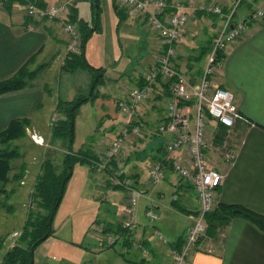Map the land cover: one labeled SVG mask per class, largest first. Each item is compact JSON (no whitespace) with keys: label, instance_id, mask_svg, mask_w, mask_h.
Returning a JSON list of instances; mask_svg holds the SVG:
<instances>
[{"label":"crops","instance_id":"0c3cea01","mask_svg":"<svg viewBox=\"0 0 264 264\" xmlns=\"http://www.w3.org/2000/svg\"><path fill=\"white\" fill-rule=\"evenodd\" d=\"M32 1L46 7L65 0ZM80 1H65L69 2V16L76 23L80 16ZM90 1L93 12L97 9L101 12L100 0ZM167 1L171 3L179 0ZM180 1L192 17L188 28L177 41L175 66L192 84L198 85L208 56L205 47H209L222 28L224 16L196 11L192 5L216 2L223 5L228 13L236 0ZM241 6L237 10L234 23L245 20L253 9L264 7V0H245ZM113 7L118 19V31L124 28L135 36V43L127 45L128 47L122 46L119 57L120 61L126 59L130 62L127 63L128 67L118 73L119 76L115 79L105 77L108 67L104 57L97 65L89 61V40L93 33L101 28L98 21V27L94 29L90 20L86 19L92 30L85 44L84 54L94 68H102L103 77L98 79V102L101 109L110 115H119L122 113L118 102L127 98L131 87H142L146 84L144 73L156 64L158 56L164 50V44L150 25L148 15L133 16L126 7L119 6L117 0H113ZM171 10L172 8L167 9ZM68 45L69 37L57 21L32 19L27 15L22 0L11 6L0 2V82L13 77L25 65L31 71L38 69L25 88L0 95V133L6 130L13 120L28 119V131L36 132L38 136L49 141L56 139L52 132L51 120L57 111L59 100L70 101L75 99L77 94L89 91L96 74L85 68L70 70L66 67L70 56ZM118 60H115L113 67L118 66ZM53 71L56 75L46 81L49 74L53 76ZM39 74H42V81L38 83ZM77 75L84 79L83 84L73 86V79ZM125 77L129 85L123 88L120 82H123ZM211 80L215 87L230 90L234 94L235 103L242 114V118L237 120L230 131L218 125L214 144L206 148L209 165L224 175L223 184L219 189V202L244 205L264 215V21L251 22L242 37L227 45ZM56 81L59 86L57 100L53 91L57 87L50 88ZM64 82L65 86L62 85ZM96 88H91V96H94ZM152 89L150 99L137 107L138 117L146 126H150L149 129L145 130L141 138L132 136L123 157L114 161L124 176L133 179L137 187L146 189L148 196L142 204L143 211L139 213V225L134 233H128L122 224L126 210H120L123 217L121 220L115 215L116 207L112 204L106 205L101 220L96 223L90 237L89 244L92 248L87 246L93 251L90 259L94 256L96 264H102V261L108 264H172L171 250L182 247L185 231L194 223L200 208V201L192 184L182 179L167 162L164 179L156 185L150 184L152 162L168 161L171 157L166 151V143L170 137L158 130L159 125L167 121V103L171 93L161 78L155 81ZM62 91L67 94V99H62ZM119 93L123 94L122 97ZM45 123L50 127V132L44 131ZM212 124L215 125V122L212 121ZM227 132H232L238 141L236 156L231 161H227L220 152L222 136ZM114 133L111 142L118 134V127H115ZM111 142L102 144L96 150L89 147L81 149L93 150V154L98 157V153ZM65 150L64 148V152ZM110 166L113 167L112 163ZM91 168L97 170L95 167ZM41 172L42 170L39 174ZM97 175L101 184L112 187L111 172H105L102 176L97 171ZM167 196L169 198H166ZM126 200L124 193L121 208L126 209ZM150 208L160 216L154 224L146 217ZM168 216L176 218L177 224L185 219V228L172 240H166L164 237L171 234ZM210 223L209 220L207 233L192 249L187 264H264V230L243 217L215 223V227L210 226ZM100 230H106L104 234H114L116 241L108 245ZM159 235H162L165 241L160 240Z\"/></svg>","mask_w":264,"mask_h":264},{"label":"built area","instance_id":"2783aa9c","mask_svg":"<svg viewBox=\"0 0 264 264\" xmlns=\"http://www.w3.org/2000/svg\"><path fill=\"white\" fill-rule=\"evenodd\" d=\"M22 1L25 3L27 15L32 19L55 20L62 26L69 37V54L82 52V36L78 24L69 16V2L62 1L43 7L32 0ZM244 1L236 0L228 13L223 5L216 2L192 5L196 11L224 16V24L212 40L199 84L195 85L177 70L174 61L177 56V41L188 28L192 17L185 11L183 2L117 0L119 6L126 7L133 16L148 15L150 25L163 41L164 50L158 56L156 64L145 71L146 84L142 87H131L127 98L118 102L122 115L129 118V122L121 125L116 138L98 153L96 169L100 171L109 162L118 161L124 155L129 139L132 136L141 138L144 135L145 124L138 117L137 107L150 99L152 85L159 77L164 83H168L171 95L167 103V121L162 122L158 130L170 137L166 143V151L171 157L168 161L152 162L150 184L156 185L164 179L167 162L182 179L192 184L200 201L195 221L185 231L182 247L171 250L172 264H187L192 249L207 233L208 215L213 213L220 203L219 189L223 184L224 175L209 165L206 148L214 144L218 125L230 131L237 120L242 118V114L235 103L234 94L230 90L215 87L211 77L215 74L221 54L227 45L242 37L251 22L264 21V7H259L253 9L245 20L234 23L237 10ZM169 8L172 10L167 11ZM61 117V113L56 112L51 124L54 125ZM33 138L37 143H42L36 135ZM174 153L177 154L173 156ZM235 156V150L229 149L225 157L227 161H231ZM113 174V184L127 190V207L122 224L123 228L132 234L139 225L136 215L138 199L146 190L137 187L130 177L123 178L120 171L116 170ZM146 217L151 224L160 219L159 214L152 208L147 210ZM159 237L165 241L162 235ZM107 240L109 245L116 241V237L109 235Z\"/></svg>","mask_w":264,"mask_h":264},{"label":"rangeland","instance_id":"374dc122","mask_svg":"<svg viewBox=\"0 0 264 264\" xmlns=\"http://www.w3.org/2000/svg\"><path fill=\"white\" fill-rule=\"evenodd\" d=\"M80 2L82 3L79 10L80 16L78 21L86 22V19H89L91 26L94 27L96 21L101 25V28L98 29L97 32L95 31L93 37L89 40L87 53L89 61L97 65L104 57L106 66L108 67L107 73L105 72V77H113L117 79V76H119L118 73L124 71L128 67L127 63H130L126 59L120 61L121 58L119 57L122 53V46L128 47L127 45L135 43V36L124 28L118 31V19H116L113 0H100L101 12L98 20L95 18L96 16L93 12L91 1L81 0ZM83 3H85V5H83ZM116 59H119L118 62H120L118 66L113 67ZM37 70L38 69H36L35 72ZM52 74L53 76H50L49 74L46 77V81L56 75L54 74V71ZM41 79L42 74H39L37 82H41ZM57 81L54 85L52 84L50 86V88L53 89L57 87L56 90H53L54 95L56 96L54 98L56 100L58 99L59 88ZM83 81L84 79L80 75H77L74 77V84L72 85L80 86L83 84ZM120 83L123 88H126L129 85L126 77L124 78V81ZM62 85L65 86L66 83L64 82ZM91 88L92 84L89 87V91L82 94H85L86 96L90 95ZM99 89L100 86H97L94 96L83 103L79 109L76 118V134L72 144V151L74 152H78L81 148L86 147L96 150L102 144L110 143L115 134V127H118L119 129L121 125L129 122V118L124 117L120 113L119 115H110L105 113V110L101 109L99 105L100 102H98V99H100ZM110 94L113 93L110 92ZM77 95L76 97H78ZM119 95L122 97L123 94L119 93ZM61 97L62 99H67L68 96L62 91ZM149 127L150 126L145 125V130H148ZM44 131L50 132V127L46 126V123L44 125ZM34 135L39 138L42 142L41 144L34 140ZM65 141V139L61 138H53L52 141H49V139L46 140L41 136H38L36 132H30L27 130L26 137L11 143L12 148L19 147L20 152L23 154L20 159L13 162L16 169L12 174L18 172L23 163L26 164L27 171H25V175L20 180H13L7 186V193L4 196V205L0 208V242H4V253L7 250L12 249L18 243V239L22 235L30 211L40 210L41 213L48 214L49 210L47 208L40 209L37 207V204L33 202L32 194L35 191L37 177L41 170V164L44 161L47 159L51 160L54 163L57 174L60 175L63 173L64 154L69 153ZM222 141L220 152H222L224 157L229 152V149L236 150L238 141L236 137L234 138L232 132L224 134V136H222ZM64 148L66 149L65 152ZM93 150H90L92 154ZM110 163L111 162H109L104 169L102 168L99 171V174L103 176L105 175V172L110 171ZM97 171L98 170L91 168V166L87 164L78 161L73 162L72 175L66 181L62 199L52 219V233L35 248L33 264L97 263L94 256L90 259V254L93 251L90 250L92 246L89 244L95 225L101 220L103 208L109 204L116 207L117 211L115 215L122 220L123 217H121L120 210L126 209H124V207L121 208L120 206L121 203H124V193H127V190L124 187L116 188V185H114L112 181V175H114L112 173L110 176L112 187L107 184H101ZM115 171H113V173ZM107 178L109 179V177H106V179ZM139 188L145 189L144 187ZM146 193L147 192H144L138 199L136 214L137 221L140 220L139 213L143 211L142 204L145 203L146 196H148ZM166 198L169 197L167 196ZM179 216L183 218L182 215ZM168 217V225L171 226V234H167L164 237L166 240H172L177 237L179 233L181 234L185 228V219L177 224L176 218H173L172 216ZM178 220L180 221L181 219L179 218ZM100 231L101 235H104L106 243L108 244L107 238L112 234H104L106 230H104V232L102 230ZM87 246L91 247L89 248ZM102 264L108 263L102 261Z\"/></svg>","mask_w":264,"mask_h":264},{"label":"trees","instance_id":"16d2710c","mask_svg":"<svg viewBox=\"0 0 264 264\" xmlns=\"http://www.w3.org/2000/svg\"><path fill=\"white\" fill-rule=\"evenodd\" d=\"M19 1L20 0H8L1 2L5 6H11ZM99 13L98 9L94 13L97 20L99 18ZM72 21L75 22L74 20ZM77 24L82 36V52L80 54H69L70 56L66 63V67L70 70L85 68L94 71L96 74L93 77V89L98 86L99 77H103V73L101 72L102 68H94L87 61L84 54L85 44L92 29L87 22L78 21ZM97 27L96 24L94 29H97ZM211 47L212 41L209 47H205V52L209 53ZM36 74L37 72L31 71L27 65L23 66L13 77L0 82V95L25 88ZM165 86L169 89L168 83H165ZM91 97V95L86 96L85 94H79L78 97L70 101L59 100L57 112L61 113L62 117L52 125V132L54 137L66 140V148L69 153L64 154L63 173L58 175L54 163L49 159L42 163V172L37 177L35 191L32 196L33 202L37 204V207L40 209L47 208L49 210L48 214H43L40 210L30 211L22 235L18 239V243L12 249L4 253V242H0V264H33L35 248L52 233V219L62 199L66 181L72 175L73 162L78 161L96 168L98 157L92 154L89 149H80L78 152L72 151V144L76 134V118L79 109L82 104ZM29 124L30 120L28 119H15L6 130L0 133V208L4 205V196L7 193V186L13 180H20L25 175V171H27L26 164L23 163L19 171L12 174L16 169L13 162L20 159L23 154L20 152L19 147L12 148L11 143L27 136ZM112 165L113 167L111 166L109 169L110 171L118 170L115 162H112ZM113 171H111L112 174ZM122 177H125L124 174ZM116 188L123 187L116 186ZM235 217L246 218L260 229L264 230V215L240 204L219 203L217 209L208 215V221H211L210 226L215 227V223H221L224 220Z\"/></svg>","mask_w":264,"mask_h":264}]
</instances>
